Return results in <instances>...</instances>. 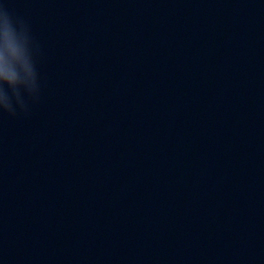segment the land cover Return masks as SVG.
<instances>
[{"label": "clouds", "instance_id": "9594fccd", "mask_svg": "<svg viewBox=\"0 0 264 264\" xmlns=\"http://www.w3.org/2000/svg\"><path fill=\"white\" fill-rule=\"evenodd\" d=\"M39 46L23 19L0 6V113L27 112L25 95L33 101L40 93Z\"/></svg>", "mask_w": 264, "mask_h": 264}]
</instances>
